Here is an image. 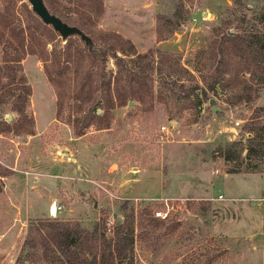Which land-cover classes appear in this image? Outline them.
<instances>
[{
  "label": "rangeland",
  "instance_id": "rangeland-1",
  "mask_svg": "<svg viewBox=\"0 0 264 264\" xmlns=\"http://www.w3.org/2000/svg\"><path fill=\"white\" fill-rule=\"evenodd\" d=\"M23 1L31 9L28 0H0V9L16 25L28 20ZM49 2L77 19L89 9L87 0ZM103 6L95 29L120 34L139 53H174L191 71L181 78L192 89V106L181 109L183 98H169V112L158 100L152 106L129 101L112 110L108 128L91 127L75 137L69 124L55 119L56 98L42 61L28 53L31 44L40 52L47 39L33 30L21 60L32 87L28 118L12 109L10 96L0 103V122L16 125L0 132V172L8 173L0 177V264H15L28 226L48 218L107 237L117 224L127 223L133 229L134 264H264V84L253 83L243 68L238 77L248 84L230 79L210 90L209 80L196 70L207 62L199 50L207 47L221 21L264 33V0H103ZM158 16L171 23H160L165 31L180 21L161 41L156 38ZM68 38L82 45L78 34L59 35L45 48H62ZM14 48L5 38L0 42V63L4 49L16 55ZM107 69L115 70L113 59ZM209 72L202 69V74ZM164 73L153 70L155 91L168 81ZM178 78L175 73L171 79ZM15 82L7 88L17 91ZM252 134L250 153V147L240 153ZM232 142L241 144L229 146ZM165 198L175 211L168 221L153 215ZM53 201L61 209L50 216ZM20 264L53 263L29 257L26 249Z\"/></svg>",
  "mask_w": 264,
  "mask_h": 264
},
{
  "label": "trees",
  "instance_id": "trees-1",
  "mask_svg": "<svg viewBox=\"0 0 264 264\" xmlns=\"http://www.w3.org/2000/svg\"><path fill=\"white\" fill-rule=\"evenodd\" d=\"M45 1L52 14L65 23L78 27L89 41L82 39L81 45L78 40L68 38L62 48L54 45L47 51L46 44L57 40L59 34L51 26L44 24L27 3L22 2L28 17L24 24H14L4 8L0 9V42L5 38L9 46L16 47V55H11L6 49L3 51L0 63V103L4 101L5 96H10L12 109L20 117L28 118L26 106L32 95V87L21 60L25 54L26 39L32 41L33 30H38L47 39L42 40L40 52L31 44L28 53L37 54L42 61L43 72L56 98L55 119L69 124L75 137L82 136L91 127L97 130L108 128L112 110L117 106L126 105L129 101H147L152 106L153 100H158L168 108L169 98L174 101L183 98L184 105L181 109L192 106L189 102L192 89L186 88L181 78L184 74L192 73L180 63L174 53L159 50L139 53L134 44L120 34L95 29L93 25H96L103 14V0H87L89 9L82 19L62 13L49 0ZM162 22L170 23L162 16L157 17V41L167 39L180 23L179 20L175 21L169 25L171 28L165 31L160 27ZM231 24L232 21H221L207 47L199 50V55H204L207 62L196 70L203 80H209L210 90H214L222 81L230 79H233L235 84H238V81L248 84L246 79L238 77L243 68L249 73L253 83L264 84V33H251L238 26L232 27ZM109 59H113L114 71L107 69ZM71 64L73 69L69 72ZM162 65H165L166 70H162ZM204 68L210 72L202 74ZM154 69L157 72L166 71L164 74L168 81L162 84L163 90H154ZM232 72L233 78H225L226 74L231 75ZM175 73L179 78L171 79ZM16 78L17 82L14 81ZM9 82H15L17 91L7 88L10 86ZM228 83L225 82V85ZM179 92H182V95ZM237 99H241L240 95ZM261 108L264 110V107ZM168 109L171 112L170 108ZM15 127V124L0 122V132L10 131ZM252 130L247 127V132L252 133ZM255 139L256 134H252L248 137L245 147L240 142L229 143V146L241 144L239 152L242 153L243 149L252 147ZM251 147L247 150L248 154ZM225 156L230 157L229 149L226 150ZM7 174L6 171H1L0 177ZM127 226L125 222L117 224L113 235L107 237L103 233H97V230H87L70 221L40 219L28 226L20 253L28 249L29 257H41L53 264H134L133 229H128ZM20 253L15 264H20Z\"/></svg>",
  "mask_w": 264,
  "mask_h": 264
},
{
  "label": "water",
  "instance_id": "water-1",
  "mask_svg": "<svg viewBox=\"0 0 264 264\" xmlns=\"http://www.w3.org/2000/svg\"><path fill=\"white\" fill-rule=\"evenodd\" d=\"M28 2L30 3L33 12L41 19V21L44 24L51 26L63 39L72 34H78L82 39H87L85 34H83L78 27L69 25L62 21L58 16L52 14L47 9L43 0H28ZM87 41L89 40L87 39ZM129 103H132V101Z\"/></svg>",
  "mask_w": 264,
  "mask_h": 264
},
{
  "label": "built area",
  "instance_id": "built-area-1",
  "mask_svg": "<svg viewBox=\"0 0 264 264\" xmlns=\"http://www.w3.org/2000/svg\"><path fill=\"white\" fill-rule=\"evenodd\" d=\"M161 130H165V126H161ZM174 208L173 203L170 199L165 198L163 199L161 206L157 207L153 210V215L155 218L160 219L162 221H168L172 218ZM61 209L60 203H57L56 201H53L49 208L48 213L50 216H55L59 210Z\"/></svg>",
  "mask_w": 264,
  "mask_h": 264
}]
</instances>
